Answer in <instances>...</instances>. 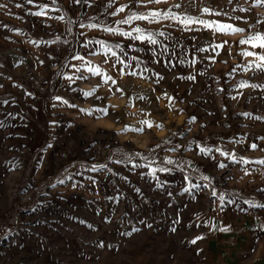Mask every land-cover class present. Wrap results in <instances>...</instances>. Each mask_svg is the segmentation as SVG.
I'll return each instance as SVG.
<instances>
[{
  "label": "rangeland",
  "instance_id": "1",
  "mask_svg": "<svg viewBox=\"0 0 264 264\" xmlns=\"http://www.w3.org/2000/svg\"><path fill=\"white\" fill-rule=\"evenodd\" d=\"M0 4L7 5L0 8V264H264V119H258L264 117V87H252L264 85V70L249 67L258 57L242 53L264 49L239 43L249 34L264 32V5L253 0ZM45 4L46 15H37ZM121 4L129 6L110 15ZM202 7L213 11L202 12ZM150 9L208 20L212 27L185 28L171 17L117 23L132 12L146 14ZM217 22L245 31L221 32ZM89 23L133 35L139 27L161 43L88 28ZM85 38L91 43L85 45ZM49 40L54 43H46ZM96 41H106L116 57ZM165 45L168 50L159 61L152 59ZM78 52L83 61L71 58ZM117 57L130 60V65H120ZM89 64L117 84L82 66ZM143 68L149 69L143 76L131 75L132 69ZM190 74L195 81L180 79ZM241 81L246 85L240 86ZM97 83L91 96L82 94ZM190 116L196 117L191 124ZM142 120L151 121L153 128L141 125ZM252 143L258 147L251 148ZM202 146L211 152L205 155ZM217 148L237 159L222 156ZM219 162L226 167L217 168ZM94 164H107L112 172L93 173ZM149 164L156 167L163 187L149 174ZM159 166L173 170L160 172ZM184 175L200 187L182 191L190 186ZM205 175L210 183L203 180ZM89 176L98 183L90 184ZM73 183L84 186L73 188ZM225 226L228 230L222 231ZM128 232L132 235H125ZM198 235L203 238L189 242Z\"/></svg>",
  "mask_w": 264,
  "mask_h": 264
},
{
  "label": "snow or ice",
  "instance_id": "2",
  "mask_svg": "<svg viewBox=\"0 0 264 264\" xmlns=\"http://www.w3.org/2000/svg\"><path fill=\"white\" fill-rule=\"evenodd\" d=\"M75 2L79 3V0H75ZM229 2H231V0H229ZM254 3H258V4H261V5H264V0H253ZM27 3L28 4H32L33 3V0H27ZM109 3H111V0H109ZM129 3H135V4H143V5H148V4H155V3H161V0H129ZM129 5L128 4H121L119 7L116 8V10L114 12H111L110 15L112 16H115L117 12H122L125 8H127ZM16 7H21V5L17 4ZM48 5L45 4L42 6L41 10L36 13L37 15H46V13L43 11L44 8H47ZM175 8H180L181 5L180 4H175L174 5ZM0 8H7V5L6 4H0ZM202 12H205V13H208V12H211L213 11V9L209 8V7H202L200 9ZM161 17H171V19L173 20H180L181 24H183L185 26V28H187L188 25H191V24H196V25H200V24H203L204 27L206 28H210L212 27V22L211 21H208V20H201L197 17H192V16H183V18H181V15H178V14H175V13H172V12H163V13H160L158 12L157 10L155 9H150L149 11H147L146 14H139V13H136V12H132L130 15H128L123 21H117V23H131V21L133 19H139V20H150V19H160ZM57 19H63V17H57ZM85 27V25L81 24V28ZM88 28H97V29H102L103 31H107L109 33H112V34H120L122 36H125V37H132L134 40H138V41H146L148 44H151V45H156L158 43H161V41H159L156 36L152 33H146L143 29L141 28H136L134 31L135 33H137L136 35H133V32L132 31H124L123 29L121 28H118V27H108V26H105V25H102V24H93V23H89L87 25ZM249 27H251V25H249ZM217 28L219 29V31L221 32H224V31H227V30H232L233 32H244L245 29L244 28H239V27H236L235 25H232V24H220L219 22H217ZM15 31H19V29H14ZM81 35H83V33H81ZM165 33L164 32H161L160 33V36H164ZM60 38L57 37L56 40H59ZM193 40L196 39L195 36L192 37ZM43 41H36L37 44L39 43H42ZM46 43H54V41L52 40H49L47 41ZM65 44L68 43V41H64ZM88 43H91V41H88L86 38H85V45H87ZM96 43H98L100 45V48L105 51V52H108V53H111V55L113 57H116V53L112 50V48L110 46H108L107 42L106 41H96ZM239 43L240 44H251L253 46V48H256L257 46L260 48V49H264V32H261V31H257L255 32L254 34H249L246 38H240L239 39ZM224 44H227V40L224 41ZM133 45H129V47H132ZM221 45H217V47H220ZM116 48H120V44H116L115 45ZM168 50V46L165 45L163 46V49L161 52H156L155 48H150L149 51L150 52H156V55L152 57V59H155L157 61H159V57L161 55H163V51H167ZM197 51H203V49H197ZM226 51H230V49L226 50ZM242 53L244 56H254V57H258V61L259 62H256V61H250L249 62V67L252 66V64H255V67L257 69H261V70H264V53H261V52H257V51H248V50H242ZM91 54V53H89ZM174 55V53H173ZM72 59L74 60H80V61H83L84 60V57L80 55V53H76L75 56H72L71 57ZM118 59V63L120 65H130L131 61L130 60H125V59H122V58H119L117 57ZM133 60H138V57H133L132 58ZM212 59H215V57H212ZM185 61L184 60H181L180 63H184ZM193 63H195L196 61L193 60L192 61ZM40 64H43L44 61H39ZM105 63H107V61H105ZM168 63L170 64L171 61H168ZM84 67H87L88 68V71L90 73H92L93 75H97L100 79H103L105 81H110L112 85H116L117 84V80L116 79H113L111 76H108L106 73L103 72V70L99 67V66H96V67H93L91 66L90 64L89 65H82ZM53 68L56 67V65H52ZM73 67H75V65H73ZM109 67H112V68H116L117 65L116 64H111L109 65ZM246 70V69H245ZM118 71L123 73L124 72V68L120 67L118 68ZM149 69L147 68H143L140 70V72H137L136 69H132V72H131V75H138V76H143L146 72H148ZM67 75V74H65ZM155 75L157 76H160V73L159 72H156ZM83 78V77H81ZM175 79V77H173ZM9 79H11V77H9ZM69 83L72 82V77L68 76L67 77ZM180 79H187V80H192V81H195L196 80V77L194 75H189L187 77H183L181 76ZM163 80V77L161 76V79L156 81L157 84H160V82ZM246 85V82L245 81H241V84L240 86H245ZM100 85L99 83H97L95 85V87L90 90V91H84L82 94L84 96H91L93 94V92L95 91V88H98ZM0 87H3L2 84H0ZM252 87H264V85H252ZM116 91H122V89L120 88H117ZM28 95H32V93H28ZM162 95L164 96H167L168 94L166 92H162ZM56 100H62V102L64 104H68V101L67 100H63L62 97H55ZM96 99H99V97H96ZM141 99H143V97H141ZM157 99H159V96L157 97ZM168 99L171 101L173 99V97L169 96ZM4 103H7V101H4ZM191 103V101H190ZM71 107L75 108L76 105L73 104V105H70ZM81 111H85V112H90L91 109H81ZM99 111L103 112V113H107V109L106 108H102V109H99ZM141 111H143V109H141ZM180 112H183L184 109L181 108L179 109ZM243 115H250L249 113H243ZM9 116H11V113H9ZM258 119H264V117H258ZM196 120V117L195 116H190L188 117V123L191 124L193 121ZM51 125H55L57 123V121H50L49 122ZM141 125H147V128L148 130H151L153 128V124L151 121H148V120H142L141 122ZM127 127V125L125 126ZM156 127H160V125H156ZM137 131H144L143 128H138L136 129ZM188 131H191V129H187ZM179 135H184V132L181 131L179 133ZM264 139V138H262ZM160 145L157 144V145H154V147H159ZM47 147H51V144L47 145ZM176 147H181L180 145H177ZM251 148L253 149H256L258 147L257 144L255 143H252L250 145ZM171 150H174V149H171ZM149 151H151V148L149 149ZM200 151L202 153H204L205 155L209 154L211 152V149L210 148H207V147H200ZM217 152H219L222 156H228L231 160L235 161L237 159V157L235 155H232L231 153H228V152H224L222 151L220 148H217L216 149ZM135 155L139 156L140 153L139 152H136ZM165 159L168 161L169 164H172L174 161L171 157H165ZM242 162L244 163H247L248 161L244 158H241ZM260 163L261 164H264V159L260 160ZM177 168H179L181 165L179 163H177ZM83 167V165H82ZM216 167L219 168V169H224L226 167V165L223 163V162H219L216 164ZM90 170L93 172V173H96L98 171H101V170H106L107 172H112V169L111 168H108V165L107 164H94V165H91L90 166ZM173 169L171 168H168V167H164V166H159V171L160 172H170L172 171ZM156 167H153L151 164L148 165V172L149 174L154 178L156 179V182H157V186L158 187H163V184L159 181V179L156 177ZM141 175H143V173H141ZM203 180L205 182H209L210 183V177L205 175L202 177ZM88 182L92 185H96L98 183L97 181V178L95 176H89L88 178ZM122 179L124 180H127V177H122ZM184 181H188L189 182V187L188 188H182V191H190L192 187H200V185H191V182L189 180V176L188 175H184L183 177ZM58 183L60 184H63L64 181L63 180H60L58 181ZM84 185L83 184H77V183H73L72 184V187L73 188H77V187H83ZM50 187H54V185H50ZM136 192H140V189H135ZM211 195L212 196H216L217 195V192L215 190L214 187H212V191H211ZM168 196L171 197L172 196V193L169 192L168 193ZM220 201L221 203H223L224 199H225V196L223 193L220 194ZM108 199H113V197H108ZM262 207H264V205H262ZM105 220H108L110 219V217H104ZM176 223H179L180 221L179 220H176L175 221ZM81 223H83V221H81ZM204 223H208L207 221H205ZM89 227H92V225H89ZM148 227L150 228L151 225H148ZM213 228L215 227L214 225L212 226ZM222 231H227L228 230V227L225 226L223 229H221ZM139 229H133V232H138ZM172 231H176V229H172ZM125 235H132L131 232H128V233H125ZM203 237L202 236H196L192 241H189L190 243H195L197 240H200L202 239ZM101 246H104L103 245V242H101ZM108 247H111V245H107Z\"/></svg>",
  "mask_w": 264,
  "mask_h": 264
}]
</instances>
